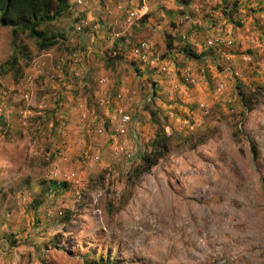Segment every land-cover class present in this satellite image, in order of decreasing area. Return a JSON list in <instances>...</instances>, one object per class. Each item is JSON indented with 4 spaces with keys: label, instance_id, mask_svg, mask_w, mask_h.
<instances>
[{
    "label": "rangeland",
    "instance_id": "374dc122",
    "mask_svg": "<svg viewBox=\"0 0 264 264\" xmlns=\"http://www.w3.org/2000/svg\"><path fill=\"white\" fill-rule=\"evenodd\" d=\"M115 1L0 25V264H264V0Z\"/></svg>",
    "mask_w": 264,
    "mask_h": 264
},
{
    "label": "trees",
    "instance_id": "16d2710c",
    "mask_svg": "<svg viewBox=\"0 0 264 264\" xmlns=\"http://www.w3.org/2000/svg\"><path fill=\"white\" fill-rule=\"evenodd\" d=\"M66 9L67 0H0V25L10 28L13 40H15L18 34L24 33L26 36L34 39L36 47L39 50H44L54 45L57 40L53 34L46 35L39 26L54 21ZM169 46L170 43H168ZM255 92L261 93L259 90ZM237 94L243 108L250 110L252 102L255 101L253 99L256 95L254 91L245 93L240 90ZM166 140L167 136L164 133L156 134L150 140V148L141 154L139 163L132 169L134 177L137 178L147 173L158 158L164 154L166 151ZM250 151L252 152V157H255L253 143H250ZM93 261L97 264H114L112 263L114 259H109L106 254H98L93 257Z\"/></svg>",
    "mask_w": 264,
    "mask_h": 264
},
{
    "label": "built area",
    "instance_id": "2783aa9c",
    "mask_svg": "<svg viewBox=\"0 0 264 264\" xmlns=\"http://www.w3.org/2000/svg\"><path fill=\"white\" fill-rule=\"evenodd\" d=\"M144 1L145 0H140V4L137 7L129 8L125 5L126 3H128L127 0H116L115 8L117 9V11L122 12L125 21L127 23H130L133 19L141 18L143 14L145 13L146 6L144 4ZM88 2L89 0H74V5L81 6V5L87 4ZM213 42H223L225 44L229 43L227 39L220 40L217 38L207 41L208 44H212ZM145 45H146L145 42L141 41L136 45L133 51H134V54H136L137 57H139L140 62H144L152 66V61H153L152 56L151 57L149 56ZM128 120H129V116L127 114L119 113V119H118L119 127L117 129L121 131L122 130L121 127L125 125Z\"/></svg>",
    "mask_w": 264,
    "mask_h": 264
}]
</instances>
